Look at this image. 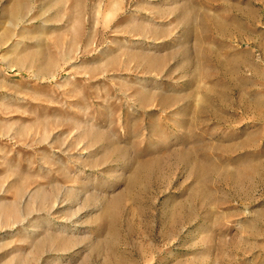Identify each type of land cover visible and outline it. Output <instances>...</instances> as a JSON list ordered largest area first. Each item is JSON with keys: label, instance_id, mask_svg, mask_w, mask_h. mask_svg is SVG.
<instances>
[{"label": "rangeland", "instance_id": "1", "mask_svg": "<svg viewBox=\"0 0 264 264\" xmlns=\"http://www.w3.org/2000/svg\"><path fill=\"white\" fill-rule=\"evenodd\" d=\"M0 264H264V0H0Z\"/></svg>", "mask_w": 264, "mask_h": 264}, {"label": "bare ground", "instance_id": "2", "mask_svg": "<svg viewBox=\"0 0 264 264\" xmlns=\"http://www.w3.org/2000/svg\"><path fill=\"white\" fill-rule=\"evenodd\" d=\"M18 17V16H17ZM20 22H22V18L17 19L16 23L14 24L15 27H17Z\"/></svg>", "mask_w": 264, "mask_h": 264}]
</instances>
